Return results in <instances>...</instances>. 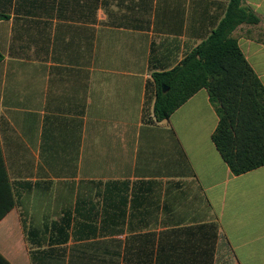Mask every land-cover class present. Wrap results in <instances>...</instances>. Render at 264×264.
<instances>
[{
	"label": "crops",
	"instance_id": "crops-1",
	"mask_svg": "<svg viewBox=\"0 0 264 264\" xmlns=\"http://www.w3.org/2000/svg\"><path fill=\"white\" fill-rule=\"evenodd\" d=\"M230 0H0V253L11 264H264V166L235 175L206 89L153 75ZM259 19L232 33L264 86Z\"/></svg>",
	"mask_w": 264,
	"mask_h": 264
},
{
	"label": "trees",
	"instance_id": "trees-1",
	"mask_svg": "<svg viewBox=\"0 0 264 264\" xmlns=\"http://www.w3.org/2000/svg\"><path fill=\"white\" fill-rule=\"evenodd\" d=\"M258 22L243 0H230L225 17L205 41L175 68L153 75L158 121L199 90L208 91L219 117L213 141L235 175L264 166V86L232 36L239 25ZM0 264L11 263L0 253Z\"/></svg>",
	"mask_w": 264,
	"mask_h": 264
},
{
	"label": "water",
	"instance_id": "water-1",
	"mask_svg": "<svg viewBox=\"0 0 264 264\" xmlns=\"http://www.w3.org/2000/svg\"><path fill=\"white\" fill-rule=\"evenodd\" d=\"M162 89L164 92H166L168 90V88H166L164 85L162 86Z\"/></svg>",
	"mask_w": 264,
	"mask_h": 264
}]
</instances>
